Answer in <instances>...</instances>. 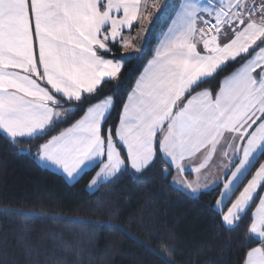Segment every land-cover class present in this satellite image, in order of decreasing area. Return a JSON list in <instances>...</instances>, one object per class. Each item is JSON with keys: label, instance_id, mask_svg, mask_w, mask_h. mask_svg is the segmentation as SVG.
<instances>
[{"label": "snow or ice", "instance_id": "obj_1", "mask_svg": "<svg viewBox=\"0 0 264 264\" xmlns=\"http://www.w3.org/2000/svg\"><path fill=\"white\" fill-rule=\"evenodd\" d=\"M163 17L167 31L126 99L108 95L126 59L113 49L134 48L132 31ZM230 69L218 89L202 87ZM0 136L43 141L32 156L71 180L99 166L89 187L163 159L178 189L219 191L222 227L250 221L260 246L239 264H264V0H0ZM217 152L223 176L201 183Z\"/></svg>", "mask_w": 264, "mask_h": 264}, {"label": "trees", "instance_id": "obj_2", "mask_svg": "<svg viewBox=\"0 0 264 264\" xmlns=\"http://www.w3.org/2000/svg\"><path fill=\"white\" fill-rule=\"evenodd\" d=\"M155 40L156 28L138 56L113 49L126 59L119 80L106 85L113 90L108 95L126 99ZM230 71L202 87L218 89ZM119 115L118 105L110 124ZM38 143L43 141L13 144L0 136V264H161L153 250L172 264H239L242 254L259 245L246 233L249 220L238 229L221 226L218 190L191 195L178 189L174 171L162 173L170 167L163 159L90 190L96 168L69 182L32 156Z\"/></svg>", "mask_w": 264, "mask_h": 264}, {"label": "crops", "instance_id": "obj_3", "mask_svg": "<svg viewBox=\"0 0 264 264\" xmlns=\"http://www.w3.org/2000/svg\"><path fill=\"white\" fill-rule=\"evenodd\" d=\"M161 2H164V0H161ZM171 3V2H170ZM178 3V0L174 1L172 5L173 9L176 7V4ZM155 15V14H154ZM170 24V19L168 17H163L162 19L158 20L155 22V27L154 26H150L147 24V22H145V27H147L149 29V31L145 34L143 33V30L142 29H138L136 31V29L134 31H132L131 35L133 37V44H134V48H130L127 50V52H125L124 50V53H127V54H133L134 56H138V54L135 52V48H140L142 49V52L144 51V49L147 47L148 43L150 40H148V36L152 35L153 34V31L155 30L156 28V40H155V44L153 46V49H152V55L148 58V60L144 63L143 67H142V70L140 72V74L136 77L135 81L139 78V76L141 75V73L143 72L144 68L146 67L147 63L149 62V60L152 59V56L154 54V51L155 49L157 48L158 46V43H159V39H160V36H161V33L162 32H165L167 31V27L169 26ZM141 31V33H140ZM127 34V33H126ZM152 37V36H151ZM151 37L149 39H151ZM148 41V42H146ZM141 52V53H142ZM140 55V54H139ZM124 62V61H123ZM135 83V82H134ZM134 85V84H133ZM204 89H210V88H204ZM212 90V89H211ZM203 159V157H198L195 161L192 162V167H196L200 160ZM220 160H221V157H220V154L219 152H217V154L213 157L212 161L209 163L208 167L206 168V170L202 171L200 173V176L201 177H210L212 178L213 175L215 178H221L223 176V169L222 167L219 166L220 164ZM261 162H264V160H261ZM42 163V162H41ZM185 163H188L187 161ZM43 165H45L44 163H42ZM46 167L62 174L66 180H68L69 182H73L75 180H77L84 172L88 171V169H86L83 173H81L80 176H78L76 179L74 180H71V179H68L66 177V175L58 168L56 167H53V166H50V165H45ZM96 168V171H99V166H96L94 167ZM93 169V168H92ZM254 174V172H253ZM176 176V172L174 171L173 173V176H172V180H173V177ZM183 176L185 178H192V177H195V174L194 173H189V172H185L183 173ZM248 179H251V176L248 177ZM112 180V179H111ZM90 184V183H89ZM176 185V184H174ZM177 186V185H176ZM98 187V186H97ZM97 187H89L88 185V188L90 190H95ZM242 190V188H241ZM239 194V193H238ZM237 194V195H238ZM260 246V245H258ZM258 246H255V247H258Z\"/></svg>", "mask_w": 264, "mask_h": 264}, {"label": "rangeland", "instance_id": "obj_4", "mask_svg": "<svg viewBox=\"0 0 264 264\" xmlns=\"http://www.w3.org/2000/svg\"><path fill=\"white\" fill-rule=\"evenodd\" d=\"M172 1H174V0H170L171 4H173ZM154 27H155V26H154ZM137 30H138V29H136V31H137ZM140 33H141V31H140ZM156 34H157V32H156ZM151 36H152V35L148 36V40H150L149 38H150ZM146 42H148V41H146ZM146 48H147V47H146ZM146 48H145V49H146ZM145 49H144V50H145ZM204 170H206V169H204ZM204 170H202V171H204ZM96 172H97V171H95L94 176H95ZM94 176H93V177H94ZM93 177H92V178H93ZM184 178H185V177H184ZM185 179H187V180H189V181H194V180L197 179V175L195 174V177H192V178H185ZM199 179H200L201 183H208V184H211L212 181L215 180V179H217V178H215L214 175H213L212 178L207 177V180H206L205 177H201L200 174H199ZM198 193H200V192H198ZM198 193H196V194H198ZM189 194H191V193H189ZM196 194H191V195H196ZM237 194H238V193H237ZM225 210H226V209H225Z\"/></svg>", "mask_w": 264, "mask_h": 264}]
</instances>
